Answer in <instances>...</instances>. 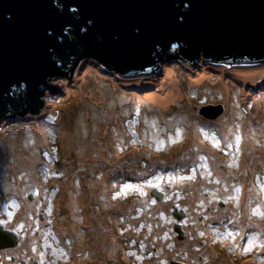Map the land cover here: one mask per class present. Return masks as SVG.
<instances>
[{"label":"rangeland","instance_id":"rangeland-1","mask_svg":"<svg viewBox=\"0 0 264 264\" xmlns=\"http://www.w3.org/2000/svg\"><path fill=\"white\" fill-rule=\"evenodd\" d=\"M166 61L151 75L117 81L94 57L82 58L70 75L52 78L59 87L45 91L39 115L0 121V224L19 237L17 245L0 247V263L8 260L4 250L39 259L43 243L35 232L48 228L59 243L69 241L57 264H75V256L76 264H264L263 175L257 188L255 172L216 173L208 156L214 150L234 166L235 148L249 142L251 154L236 150L235 156L253 159L252 170L263 168L264 61L230 67ZM175 87L180 94L173 96ZM155 95L170 100L159 109ZM205 105H221V112L204 118L198 109ZM132 149L136 159L129 157ZM68 187L77 190L75 199ZM155 189L164 197L156 199ZM247 194L254 195L250 205ZM81 199L91 214L87 222ZM97 200L131 202V212L115 208L111 229ZM220 201L225 205L217 206ZM43 209L50 212L46 226L35 223ZM182 211L186 217L176 228L173 212ZM111 231L115 243L104 237Z\"/></svg>","mask_w":264,"mask_h":264},{"label":"water","instance_id":"water-1","mask_svg":"<svg viewBox=\"0 0 264 264\" xmlns=\"http://www.w3.org/2000/svg\"><path fill=\"white\" fill-rule=\"evenodd\" d=\"M85 57L122 78L151 74L166 60L264 61V0H0V121L38 115L45 91L59 87L52 78ZM221 107L198 114L215 119ZM184 216L173 212L175 227ZM18 239L0 224V247Z\"/></svg>","mask_w":264,"mask_h":264},{"label":"bare ground","instance_id":"bare-ground-1","mask_svg":"<svg viewBox=\"0 0 264 264\" xmlns=\"http://www.w3.org/2000/svg\"><path fill=\"white\" fill-rule=\"evenodd\" d=\"M164 62H167V61H164ZM163 64V63H162ZM163 65H165V64H163ZM163 65H160L159 67L160 68H162L163 67ZM238 65H240V64H238ZM159 67H158V69L157 70H159ZM171 67H169L168 68V70H163V74L164 75H167L170 71H169V69H170ZM156 70V71H157ZM105 73V72H104ZM110 74H111V72H109ZM106 74H108L107 72H106ZM110 74H108V75H110ZM113 74V73H112ZM114 75V74H113ZM148 75H151V74H147L146 76H148ZM231 76H232V74H231ZM253 75H251V77H252ZM233 77V76H232ZM121 79H123L122 77H119V76H116L115 77V80H117V81H120ZM130 88H135L134 87V85H131L130 86ZM141 88V87H140ZM172 92H173V96L175 95V94H180V91L178 90V88L177 87H175V88H173V90H172ZM150 98L151 99H154L155 98V100H154V102L156 103V104H158V107H159V109H161L162 108V106H163V104H164V102H168L169 100H170V97H164V96H162V95H155V97L153 98L152 96H150ZM84 103V102H83ZM159 105H161V107L159 106ZM166 106V105H165ZM259 107V106H258ZM89 109L88 108H83V111H84V113H89V111H88ZM254 112H256V110L254 111ZM32 117H34L33 115H31ZM204 121V120H203ZM208 122V121H207ZM213 122V121H212ZM215 123H216V121H215ZM118 127L116 126V125H114V128H113V130H116ZM69 136H67V138H68ZM71 137V136H70ZM70 137H69V140H70ZM240 148L241 149H243V150H245L246 152H249L250 154H251V151H253V147H252V145H250V143L249 142H247V144H244V145H242L241 143H240ZM133 150H134V152H133ZM212 152L213 153H211V154H209L208 156L212 159V164H211V169L213 170V171H216V173H218L219 171H222L223 170V172H224V175H226L227 173H231V172H233V173H236V174H239V173H241V174H244V175H246V174H249V175H251L254 171H255V169L254 170H252V167L251 166H253L254 165V163L252 162L253 161V159H250L248 156H246V155H244V154H242V155H240V156H237L236 157V161H237V164H235L234 166H228L227 164H229L228 163V160H226V159H224L223 157H222V155H218L216 152H214V150H212ZM136 154H137V151H135V149H132L130 152H129V157L130 158H132V159H136ZM190 154V153H189ZM188 154V155H189ZM258 154H262L261 152L260 153H258ZM254 156V155H253ZM189 157H191L190 155H189ZM189 157H188V159H189ZM261 158H259V160L258 161H262V159H263V156L261 155L260 156ZM263 162V161H262ZM253 163V164H252ZM116 176L118 177L119 176V172L116 174ZM116 176H111V178H112V180H114L115 178H116ZM237 182H240L238 179H235V183H237ZM225 183H230L231 184V182L230 181H225ZM228 186V185H227ZM109 187H111L110 185H108L107 183H105V181H104V187L103 188H106L107 190V192L109 191ZM243 187H244V189H247V184H245V185H243ZM69 189L68 190H70V191H72V193H73V196H74V199H75V195H76V192H77V190H71V188L72 187H68ZM87 194V193H86ZM251 194V193H250ZM65 195V194H64ZM63 195V196H64ZM250 195L248 194V197H247V199H245V201H246V204H249L250 205V201H251V199H250ZM98 198V197H97ZM73 198L72 197H69L68 198V201L70 202L71 200H72ZM81 201L82 202H84V199H81ZM105 202V201H104ZM103 202V204H104V206L103 205H101V204H98L99 202H98V200H97V203H95V206L97 207V212L101 215V217L102 218H108L109 219V221L111 220V229H113V225H115L116 224V222H115V219L113 218L114 216H116V212L114 211L115 210V208H120L119 210H122V212H125V215H129L130 214V212H131V202H128V201H126V202H118V203H114V202H109V201H106L105 203ZM78 203V205H80V208L82 209V211H81V213H82V215H83V221L84 222H87L88 220H89V218H91L89 215H91V214H88V211H86V213H85V210H87V209H85L84 207L86 206V203L84 204V206H82V203H80V202H77ZM116 204V205H115ZM97 221V220H96ZM63 223H64V225H69L70 224V222L68 223V222H65V221H63ZM98 223L97 224H94V226H97V228H98ZM117 225V224H116ZM96 228V229H97ZM106 228H108V224H106ZM105 228V229H106ZM188 230V229H187ZM115 232V231H114ZM110 233V232H109ZM189 235H191L190 233H189ZM98 236V235H97ZM104 237H105V239L107 240V241H109V243H112L113 241L115 242V240H116V237H115V235H114V233L111 231V233H110V237L108 238L106 235H104ZM195 237V235H193V238ZM113 242V243H114ZM207 244V247H208V250H210V251H212L213 250V246L212 245H209L208 243H206ZM180 246H184V245H181V244H179ZM124 246V244H122L121 245V247H123ZM76 260H77V257L75 256L74 257V263L76 264ZM100 263V262H99Z\"/></svg>","mask_w":264,"mask_h":264},{"label":"flooded vegetation","instance_id":"flooded-vegetation-1","mask_svg":"<svg viewBox=\"0 0 264 264\" xmlns=\"http://www.w3.org/2000/svg\"><path fill=\"white\" fill-rule=\"evenodd\" d=\"M236 150H238L237 153L243 151V149L239 151V149L235 148V151ZM235 151H234L233 156L231 157L233 159H236ZM260 163L261 162H259L258 164H260ZM187 164H188V162H187ZM260 171L258 170V172H260V173L254 171L256 173L254 181H255V186L257 185V188H258L259 185L256 184V182H258L260 184V182H259V174H262L264 176V166H263V168ZM263 176L261 177V181L262 182H264L263 181L264 180ZM261 195H263V194L261 193ZM163 197H164V194H163ZM224 204H225L224 201H220V202L217 203V206H219V207L220 206H224ZM42 211L43 212H38L37 213L36 222L35 223L38 222V223H41L42 225L45 224V226H46L47 225L46 219L50 218L49 217L50 212L48 214V210H45V209H43ZM185 217H186V213H185ZM185 217L182 219V221L185 219ZM202 218L203 217H200V219H202ZM206 221H207V223L209 222L208 219ZM173 222H174V220H173ZM180 223H182L181 220H180ZM208 227H209V225H208ZM35 235L37 237L41 238V239H39V241L41 240L40 244L43 243V245L41 244L40 248L38 246V250H39L38 253L40 254V258L39 259L28 258V259L21 260V259H18L17 257H15L14 255H11L9 257L8 253H9L10 250H4L2 252L5 255V257L8 258V260L5 259V261H3L0 264H41V263L42 264H57L58 262L63 263L62 261L64 259L65 251L67 250V247H64V246H68V244H69L68 238L67 237L63 238V240L59 243V241L57 239L55 240L53 238V236L51 235V232L49 231L48 228H46L43 232H41L40 230L36 231ZM124 236H125V234H124ZM127 238H129V237H127ZM122 242H124L123 244L126 245L127 244V239H125V240L121 239L119 241V243H122ZM33 244H34V242H33ZM120 247H118V248H120ZM122 249H120L119 251H121ZM0 250H3V249H0ZM131 255H133V254H131ZM114 258L116 259V257H114Z\"/></svg>","mask_w":264,"mask_h":264},{"label":"trees","instance_id":"trees-1","mask_svg":"<svg viewBox=\"0 0 264 264\" xmlns=\"http://www.w3.org/2000/svg\"><path fill=\"white\" fill-rule=\"evenodd\" d=\"M193 67H196V66H193ZM198 67V66H197ZM245 255V254H244Z\"/></svg>","mask_w":264,"mask_h":264},{"label":"clouds","instance_id":"clouds-1","mask_svg":"<svg viewBox=\"0 0 264 264\" xmlns=\"http://www.w3.org/2000/svg\"><path fill=\"white\" fill-rule=\"evenodd\" d=\"M39 115V114H38ZM225 205V204H224Z\"/></svg>","mask_w":264,"mask_h":264}]
</instances>
